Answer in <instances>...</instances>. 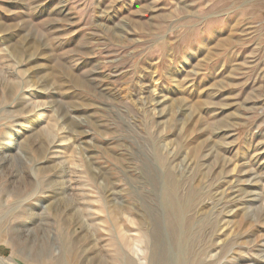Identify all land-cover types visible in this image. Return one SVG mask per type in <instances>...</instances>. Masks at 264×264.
<instances>
[{
    "label": "rangeland",
    "instance_id": "obj_1",
    "mask_svg": "<svg viewBox=\"0 0 264 264\" xmlns=\"http://www.w3.org/2000/svg\"><path fill=\"white\" fill-rule=\"evenodd\" d=\"M0 264H264V0H0Z\"/></svg>",
    "mask_w": 264,
    "mask_h": 264
}]
</instances>
